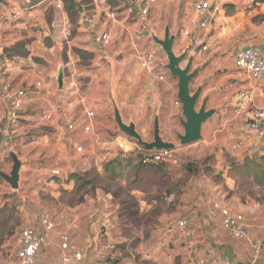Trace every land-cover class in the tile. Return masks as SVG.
Masks as SVG:
<instances>
[{
    "label": "crops",
    "instance_id": "1",
    "mask_svg": "<svg viewBox=\"0 0 264 264\" xmlns=\"http://www.w3.org/2000/svg\"><path fill=\"white\" fill-rule=\"evenodd\" d=\"M133 1L135 4L141 2ZM168 1L180 2L158 0L149 17L141 18L138 28L129 22L131 12L128 7L131 4L127 0H107V9L94 8L95 0H0V90L2 85H7L10 92L22 90L26 93L15 131L0 134V174L11 173V156L14 155L20 163L17 192L25 188L27 195L34 197L41 193L44 200L50 191L74 194L79 184L76 178L86 172L109 181L122 182V188L125 185L128 189L126 198L119 196L115 189L105 187L106 196L100 198L98 193L96 196L101 204L94 206L91 203L94 199H91L89 210L82 204H73L71 226L66 234L75 248L91 238L87 234V224L89 231L95 230L100 220L103 221L102 226L112 227L118 223L115 213L120 205L131 209L137 203L141 210L147 202V189L155 188L154 184H148L146 188L145 181L160 179L182 163L179 157L174 156L163 165H142L138 157L140 149L136 146V153L124 150L123 146L132 148V144L117 134L122 131L121 126L147 132L149 126L154 129L155 123L159 133L177 127L183 130L181 123L184 117L177 99L178 80L166 69L167 57L156 43L160 41L156 38L160 21L167 17L163 13ZM184 1L190 7L185 35H190L191 39L199 38L209 49L205 53L192 46L188 52L192 55L187 59V62L191 61L190 72H195L189 91L192 87L195 92L200 90L197 105L200 108L205 102V110L212 115L202 124L201 145L193 151L203 158V162L196 161L198 167L194 173L200 180L195 183L199 190L197 204L178 219L187 221V233L193 238L192 245L188 247L180 232L184 246L180 260L184 264H193L196 259L208 261L223 256L234 264H246L250 260L248 245L228 238L220 220L210 219L209 210L212 202L220 203L217 200L225 193L224 182L232 181V166L238 178L254 184L264 170L260 156H253L254 153L250 152L251 139L245 134L238 95L241 91H248L255 105L264 106V78L253 81L234 66L236 52L244 48H256L264 58V23L255 27L251 22L259 14L264 15V3L256 4L258 8L245 12L244 7L251 0H243V4L235 0H218L216 7L209 11L207 27L200 30L195 27L200 17L193 10V0ZM229 5L235 7V12L226 16L224 8ZM90 8L94 9L91 14ZM106 10L119 12L114 13V20H109ZM134 10L138 15V9ZM88 17H92L94 27L87 25ZM141 26L146 28L145 38L135 41L133 37L142 32ZM102 32L110 36L107 47H100L95 42V36ZM166 32L168 30L165 29L164 35ZM150 38L157 46L147 45ZM174 41V55H187L179 48L182 40L176 44L178 53L173 48ZM153 49H157V54L152 65L142 68L139 58ZM218 51L228 52L223 65ZM185 66L180 65V68ZM209 67L213 73L221 72L218 80L219 84L226 85L225 89L219 86L217 90L212 87L202 89L210 76ZM59 74L61 88L57 83ZM6 110L7 105L0 92V124ZM89 111L94 113L93 118L87 117ZM205 124L208 131L223 133L222 139L216 142L212 137L205 138ZM68 125H73V130H68ZM161 125L164 126L162 129ZM85 128L89 131L85 132ZM197 144L186 148H194ZM78 147L81 153L76 152ZM179 150L172 151L176 154ZM52 170H59L60 177H53ZM173 197L170 195L168 201ZM224 202L220 204L231 206L233 213L243 212ZM77 212L78 215L75 214ZM88 214L91 223L85 222ZM178 220L175 213L169 212L164 222L175 225ZM31 228L43 232L40 223L38 227ZM58 233L46 234V243L38 254L40 264H62ZM173 256L175 253L169 256V264L176 257ZM257 264H264V260Z\"/></svg>",
    "mask_w": 264,
    "mask_h": 264
},
{
    "label": "rangeland",
    "instance_id": "2",
    "mask_svg": "<svg viewBox=\"0 0 264 264\" xmlns=\"http://www.w3.org/2000/svg\"><path fill=\"white\" fill-rule=\"evenodd\" d=\"M127 1L128 3L130 2L129 0ZM235 1L239 4H243V0ZM251 1L252 2L247 1L249 4L244 7L245 12L258 8L256 4H261L264 0ZM133 3L135 4V1H133ZM135 7L138 9L139 4L133 5V8L130 9L129 22L134 25L133 27L137 25L139 28L142 19L136 15V10H134L136 9ZM164 11L163 15L166 14L167 17L164 20L161 19L159 30L156 33L157 37H155L163 40L165 37L164 31L165 29L168 30L169 38L175 39L173 46L174 50L178 53L180 48V50L187 52V55H185L186 60L180 64L181 67H184L187 63V59L192 57V55L188 53L192 47V39L189 37L190 35H185L186 33L184 31L188 24L187 19H189L190 7L184 0H180L179 3L168 1ZM118 12L119 11L114 10V13ZM160 18L161 16L159 19ZM251 22L252 25L258 27L260 23H264V20L259 14V16L253 18ZM198 24L199 22L197 20L195 27L198 26ZM182 34L185 35L184 38ZM136 35H134L133 38H136ZM147 37H149V34ZM180 39L182 40V44L180 43V47L177 49L176 44H178V40ZM135 41L138 40L135 39ZM215 42L216 45H218V42ZM147 45L149 47L157 46L151 38L147 41ZM157 48L162 51L160 46H157ZM208 50L206 52H208ZM217 54L220 58L219 61L221 65H223L228 58V52L218 51ZM165 60L167 63L166 58ZM211 70L212 69L209 67L210 76L206 78L207 83L202 85V89L206 90L212 87L217 90L218 86L225 89L226 85L219 84L220 81L218 80L221 72L215 73L214 71L213 73ZM215 74H218V76L215 77ZM189 92L192 95L195 92V88L192 87ZM196 108H199V105H196ZM163 127L164 126L161 125V129ZM204 129L205 138L210 137L208 139H211L212 137L216 142L220 141L224 136L223 133H219L218 131H208L209 129L206 127V124L204 125ZM136 132L143 142H153V129L151 126H149V131L147 132H140L137 130ZM117 134L132 144V148L128 145L123 146L124 150H133L136 153L138 151L136 146L140 149L139 151L143 148L135 139L128 137L124 132L118 131ZM183 134V130L179 127L159 133L162 141L170 140L174 142L172 144H174L176 148H174L173 151L180 149V152L177 151L176 154L172 151L171 155L172 160L175 158L174 156H176L179 157L182 163L177 164L176 169L172 170L171 173L167 172L166 175H162L160 179L150 178L148 181H145L146 188L148 184H154L155 188L153 190L152 188L147 189V195L145 196L147 202L143 205L141 210L137 203L134 204L132 200L126 199L128 203L131 202L134 204V208L128 209L120 205L115 213L118 219L117 224H113L112 227H106L102 226L104 224H102L103 221L100 220L95 230H91L92 232L89 231V225L87 224V234L91 238L76 245V248L82 249L92 245L96 246L98 251L86 257L82 264H169L170 260L168 258L172 253H175L176 257H172L175 258L171 261V264H184L181 261L182 256L180 255L181 250L184 248L182 244L183 236L179 230L173 227V223H165L164 221L167 220L169 212H171V214L175 213L176 220H178L183 216L185 211L191 210L196 206L198 200L197 193L199 190L195 183H199L200 180L196 178L194 173H196L198 167L196 161L198 160V163H202L203 158L193 152L197 151L202 140H199L197 146L194 148H186L189 145L182 147L177 136H182ZM135 156L137 157V154H135ZM188 163L194 165V173H189L185 169ZM231 169L232 181L224 182L225 193L222 198L217 201L220 203L226 201L229 202L230 205L241 209L243 212L234 213L243 215L246 220L251 221L254 219V221H251V225L253 226L252 231L256 235V238L264 241V185L259 186L248 180L238 178V175L235 174V170H233L234 166H232ZM9 174L10 172L7 173V175ZM80 177V184L76 186L74 194L72 192L69 195H63L59 193V191H50L49 194H46L45 200L41 193H38V195L34 197L27 195L28 190L25 188L18 190V192L17 190H11L9 185L0 178V264H19L15 257L18 235L25 227H38L41 214L44 213L49 215L54 224V233L59 232L58 234L62 235L66 234L67 229H70L73 217V204H82L86 207V210H89L91 205L88 202L94 199L91 203L94 204V206L97 204L100 205L101 201L98 202L96 196L97 193L100 198L106 196L105 187L115 189L119 193V196L128 198V189L125 185V188H122V182L109 181L97 174H91L90 172L83 173ZM170 195H174V197L168 201ZM153 201L155 203H153ZM186 201L188 202L186 203ZM224 206L230 210L229 207L231 206ZM75 214L78 215L79 213L77 212ZM98 215L101 217L100 214ZM89 217L90 214L85 218L86 223H91ZM164 224L166 225L163 226ZM95 236H97L96 241H92ZM170 236H172V238ZM58 246H60V236L58 238ZM61 263L64 264L62 261Z\"/></svg>",
    "mask_w": 264,
    "mask_h": 264
},
{
    "label": "built area",
    "instance_id": "3",
    "mask_svg": "<svg viewBox=\"0 0 264 264\" xmlns=\"http://www.w3.org/2000/svg\"><path fill=\"white\" fill-rule=\"evenodd\" d=\"M157 1L141 0L138 7L139 17L143 19L147 18L154 10ZM217 1L193 0V10L200 17L198 24L200 30H204L207 27L209 11L216 7ZM129 3L131 5L128 7V10L134 5L133 0ZM94 4V8L107 9L108 7L107 0H95ZM93 12L94 9L90 8L89 13L91 14ZM105 14L109 20L115 19L113 12L106 10ZM86 23L89 27L95 26L92 17H88ZM141 30L142 32L136 36V39L139 41L145 38V26H141ZM95 42L100 47H107L110 44V36L108 33L102 32L95 36ZM191 43L193 47L199 48L203 52L207 50L206 45L199 38H192ZM156 54L157 49H153L149 53L142 55L139 58L141 67L149 68ZM234 66L238 70L244 71L249 79L253 81L264 78V58L262 52L256 48H244L237 51L234 57ZM0 92L7 105L4 119L0 124V134L7 135L8 133L14 132L17 127L18 115L26 93L22 90L10 92L7 85H2ZM238 95L241 101L240 106L242 107L240 115L245 123V134L251 139L250 152L264 156V106L255 105L248 91H241ZM87 117L93 118L94 113L89 111ZM67 128L68 130H73L74 127L73 125H68ZM88 131L89 128H85V132ZM76 152L81 153V148H76ZM139 152V155L142 157V163L145 165L158 162L165 163L166 161L172 160L171 151L169 150H147L142 148ZM51 175L53 177H60V172L59 170H52ZM209 217L212 221L215 219L220 220L221 228L228 238L244 242L248 245L250 260L246 264H257L261 259L264 260V241L256 238L252 231L253 226L251 225V221H254V219L251 221L246 220L243 215L233 213L218 202L211 203ZM39 223L43 232L39 233L31 227H25L18 235L15 257L19 264H40L38 254L46 243V234L53 232L54 224L50 216L44 213L41 214ZM174 228L184 235L188 246L192 245L193 238L191 234L187 233V221L185 219L178 220ZM59 247L61 250L60 259L64 264H82L86 257L98 251L97 247L92 245L82 249L75 248L70 244L69 237L65 234L60 235ZM193 264H234V262L229 258L221 256L208 261L196 259L193 261Z\"/></svg>",
    "mask_w": 264,
    "mask_h": 264
},
{
    "label": "water",
    "instance_id": "4",
    "mask_svg": "<svg viewBox=\"0 0 264 264\" xmlns=\"http://www.w3.org/2000/svg\"><path fill=\"white\" fill-rule=\"evenodd\" d=\"M156 43L161 47L167 57L168 64L166 69L169 71L171 76L178 80L177 99L181 105L182 115L184 117V121L181 123L184 134L182 136H178V140L182 146L192 145L201 139L202 124H204L211 117L212 112L205 110V102L202 103L198 111L196 110L200 90H197L193 95H191L189 92V84L194 78L195 72H190V60L187 62V65L184 69L180 68V63L185 59V55L179 57L174 55L172 51L173 39L169 38L168 32L165 33L163 40L156 41ZM57 83L59 88H61V74H59L57 77ZM121 130L128 137L135 139L140 146L147 150L172 151L174 149L173 144L163 142L160 139L157 123L154 125L153 142L151 143L143 142L133 127L121 126ZM253 156H258V153H254ZM11 159L13 163L11 173L9 175L0 174V177L9 185L12 190H17L20 163L14 155L11 156Z\"/></svg>",
    "mask_w": 264,
    "mask_h": 264
},
{
    "label": "trees",
    "instance_id": "5",
    "mask_svg": "<svg viewBox=\"0 0 264 264\" xmlns=\"http://www.w3.org/2000/svg\"><path fill=\"white\" fill-rule=\"evenodd\" d=\"M261 3H264V1H262ZM224 9L226 10V12H225V15H226V16H231V15L234 14V12H235V7L232 6V5L226 6ZM261 18L264 20V15H262ZM138 157H139V161L141 162V164H142V165H145V164L142 163V157H141L140 155H139ZM260 158H261V161L264 163V156H260ZM163 164H164V162H160V163L158 162V163L151 164V165H149V166H150V167H153V166H158V165H163ZM145 166H146V165H145ZM185 169H186L189 173H194V172H195V170H194V165L191 164V163H188V164L185 166ZM80 178H81V177H77V178H76V180H77V182H78L79 184H80ZM263 178H264V170H262L261 173L259 174V176H257L255 183H256L257 185H262V184H263Z\"/></svg>",
    "mask_w": 264,
    "mask_h": 264
}]
</instances>
